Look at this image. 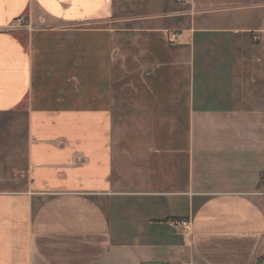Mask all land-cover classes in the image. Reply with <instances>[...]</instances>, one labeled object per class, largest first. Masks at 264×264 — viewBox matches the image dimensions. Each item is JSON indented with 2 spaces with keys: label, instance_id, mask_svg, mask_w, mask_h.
Returning <instances> with one entry per match:
<instances>
[{
  "label": "crops",
  "instance_id": "obj_1",
  "mask_svg": "<svg viewBox=\"0 0 264 264\" xmlns=\"http://www.w3.org/2000/svg\"><path fill=\"white\" fill-rule=\"evenodd\" d=\"M263 174L264 0H0V264H264Z\"/></svg>",
  "mask_w": 264,
  "mask_h": 264
},
{
  "label": "built area",
  "instance_id": "obj_2",
  "mask_svg": "<svg viewBox=\"0 0 264 264\" xmlns=\"http://www.w3.org/2000/svg\"><path fill=\"white\" fill-rule=\"evenodd\" d=\"M23 27L27 28V29H31V26H30L29 23H26L22 18L18 17V18H16L14 20L13 23H10V24L4 26V29L13 30V29H16V28H23ZM180 223L183 224V225L186 224L184 220H181Z\"/></svg>",
  "mask_w": 264,
  "mask_h": 264
},
{
  "label": "trees",
  "instance_id": "obj_3",
  "mask_svg": "<svg viewBox=\"0 0 264 264\" xmlns=\"http://www.w3.org/2000/svg\"><path fill=\"white\" fill-rule=\"evenodd\" d=\"M264 180V174L261 176V179L260 181H263ZM262 184L264 185V182H260L259 185L262 186ZM264 187V186H262ZM256 264H262V259H259Z\"/></svg>",
  "mask_w": 264,
  "mask_h": 264
}]
</instances>
